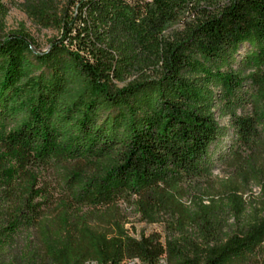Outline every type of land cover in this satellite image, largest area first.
Here are the masks:
<instances>
[{"label": "trees", "instance_id": "obj_1", "mask_svg": "<svg viewBox=\"0 0 264 264\" xmlns=\"http://www.w3.org/2000/svg\"><path fill=\"white\" fill-rule=\"evenodd\" d=\"M66 2L0 27V264H264V0Z\"/></svg>", "mask_w": 264, "mask_h": 264}, {"label": "rangeland", "instance_id": "obj_2", "mask_svg": "<svg viewBox=\"0 0 264 264\" xmlns=\"http://www.w3.org/2000/svg\"><path fill=\"white\" fill-rule=\"evenodd\" d=\"M36 1V0H3L7 12L5 15L0 16V27L3 31H8L11 29H15L19 27L20 25L23 26L26 31L28 32L29 36L32 37V40L34 41V48L36 50L45 51L48 47V39L52 36H56L58 34L57 30L52 27H42L38 24H36L32 18L28 17L25 10L21 7V4H27L30 2ZM59 8L61 6H65L67 3L66 0H52ZM208 0H202L203 5H207ZM224 0H220L222 2ZM70 9L73 11L72 7ZM192 18V15L185 12L182 15L179 16L178 20H175L174 22L170 23L165 30L163 31L162 35L163 37H169L171 32L174 30H178L183 27V24ZM245 51V46L241 48L239 55H237V58L240 57V55ZM136 73L129 75L126 77V81H131L133 78L136 77ZM123 83H119V85H122ZM219 122L222 125H227V118L222 117L220 118ZM231 138V129L225 131V133L218 139L217 144L215 145L214 149V155L221 151H225L226 145L229 143ZM230 169L226 168L223 164H221L220 167H217L212 170V174L217 176L218 178L225 177L230 174ZM251 193L256 195L259 192V188L256 185H251L250 187ZM249 192L246 191L244 194L245 198L247 197ZM132 226L130 224L127 225V228H129L130 234H132L135 237H139L141 233L144 235L148 233H158L160 235H163L164 233V224L163 223H144L138 220V217L135 215H130L129 217ZM132 227V228H131ZM121 264H140L137 260L133 259L131 261H124Z\"/></svg>", "mask_w": 264, "mask_h": 264}]
</instances>
